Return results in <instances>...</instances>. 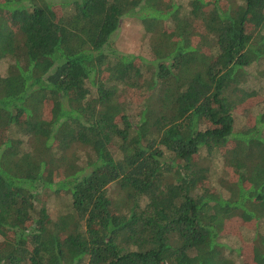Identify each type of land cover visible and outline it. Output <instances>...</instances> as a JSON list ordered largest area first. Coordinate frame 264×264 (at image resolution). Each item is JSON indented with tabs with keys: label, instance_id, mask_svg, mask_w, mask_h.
<instances>
[{
	"label": "trees",
	"instance_id": "trees-1",
	"mask_svg": "<svg viewBox=\"0 0 264 264\" xmlns=\"http://www.w3.org/2000/svg\"><path fill=\"white\" fill-rule=\"evenodd\" d=\"M188 1L0 0V264H235L229 227L264 223V112L235 117L264 0ZM126 17L150 58L106 52ZM202 152L231 171L219 189ZM244 249L264 264V234Z\"/></svg>",
	"mask_w": 264,
	"mask_h": 264
},
{
	"label": "rangeland",
	"instance_id": "rangeland-1",
	"mask_svg": "<svg viewBox=\"0 0 264 264\" xmlns=\"http://www.w3.org/2000/svg\"><path fill=\"white\" fill-rule=\"evenodd\" d=\"M175 1L177 5L183 7L182 11L187 12L188 0H172ZM166 7L171 6V0H166ZM162 26L171 27L172 24L169 20L161 22ZM170 31V28H168ZM193 41L200 42L203 41L202 36H199L197 29L194 28ZM150 39L149 34H146L142 25L138 20L126 17L123 18L118 30L113 34L111 40L106 48L108 54L114 55L116 53L128 54L141 56L145 59L150 58ZM146 64V63H145ZM7 64L5 61H0V75H3L6 71ZM264 70V64L253 65L246 69V83L243 85L248 90H253L257 93V96L248 99L244 104L238 107V110L235 113L236 117V127H241L245 120L249 125L253 123V116L264 112V103H262L261 96L264 94V76H262V71ZM146 73L149 74L147 71ZM148 76V75H147ZM94 91V90H93ZM94 94V93H93ZM127 94V93H126ZM154 95V100H160L163 103L162 97ZM127 98V97H125ZM131 100V98H130ZM140 101L134 102L131 106V112L136 113L138 108L141 106ZM116 148H112V152L116 153ZM198 160L204 169H206L208 175L210 176V183L213 188H220V182L222 180H228L231 176V171L229 168L225 167L222 156L218 153H214L213 157H210L205 152L201 153V157ZM81 161H79L80 163ZM63 176V175H62ZM62 178V177H61ZM41 205L45 206L50 212L53 219H56L59 215L67 213L66 210L69 207V200L66 192L61 191L55 193L52 191H41L40 194ZM229 231L232 237H226L221 242L227 247V250L233 254L235 264H240V259L237 256V251L240 245V242L243 240H248L253 238L256 234H264V223H261L258 227L253 225H244L239 222L233 223L229 227ZM242 241H241V240ZM244 257L246 262L249 264H255L251 255L248 254V251L244 249Z\"/></svg>",
	"mask_w": 264,
	"mask_h": 264
}]
</instances>
